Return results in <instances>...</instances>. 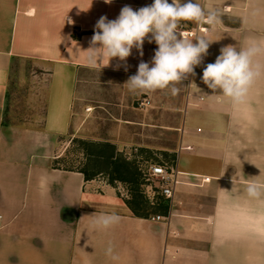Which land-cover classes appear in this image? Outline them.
<instances>
[{
	"label": "crops",
	"instance_id": "obj_1",
	"mask_svg": "<svg viewBox=\"0 0 264 264\" xmlns=\"http://www.w3.org/2000/svg\"><path fill=\"white\" fill-rule=\"evenodd\" d=\"M153 2L0 0V264H264V197L245 190L252 180L264 183V76L242 104L213 95L201 80L221 47L264 41V0H197L217 10L220 22L210 28L181 21V30L197 32L188 39L215 42L195 75L176 85L175 96L170 89L133 94L124 85L141 61L151 66L158 45L147 38L143 56L133 48L126 62L88 61L101 16L114 20L125 5L137 10ZM18 60L48 66L45 134L71 133L76 105L89 108L95 100L93 106L118 113L114 121L132 128V144L171 158L182 173L168 214L161 213L168 221L134 214L117 188L88 179L83 168L2 153L8 85ZM256 62L264 64V56ZM141 95L151 105L144 111L131 106L133 116L124 117L122 106ZM113 212L119 223L93 226L92 215Z\"/></svg>",
	"mask_w": 264,
	"mask_h": 264
},
{
	"label": "clouds",
	"instance_id": "obj_2",
	"mask_svg": "<svg viewBox=\"0 0 264 264\" xmlns=\"http://www.w3.org/2000/svg\"><path fill=\"white\" fill-rule=\"evenodd\" d=\"M104 2L110 4L112 0ZM181 21L206 23L210 28L220 22L217 10L206 9L197 0H172L171 3L169 0H154L151 5L137 10L125 5L114 20L101 16L96 22L90 47L86 50L88 61L95 64L98 60H107L105 66L113 58L126 62L133 48L143 56V44L147 38L149 43L158 45L151 66L141 61L137 73L124 85L133 94L170 89L171 95H178L180 88L176 85L189 75H195V67L203 63L210 45L215 42L206 36H197L193 38L196 43H193V39H188L182 32ZM68 23L73 21L69 19ZM260 56H264V41H251L240 49L233 45L221 47L215 62L204 67L201 80L213 95L219 94L233 104H242L257 79L264 76V64L256 62ZM245 190L251 198L264 197V183L252 180ZM92 216L95 217V228H108L121 219L115 212ZM107 253H112L111 244Z\"/></svg>",
	"mask_w": 264,
	"mask_h": 264
},
{
	"label": "rangeland",
	"instance_id": "obj_3",
	"mask_svg": "<svg viewBox=\"0 0 264 264\" xmlns=\"http://www.w3.org/2000/svg\"><path fill=\"white\" fill-rule=\"evenodd\" d=\"M47 68L48 66L42 63L30 60H18L12 64L5 105L2 135L4 151L2 153L11 158H19L24 155L25 157L44 159L56 166L85 168L95 178L104 179L108 184L117 188L118 194L123 198L129 199L132 185L122 180H112L111 173L100 171L103 165L87 155L82 143V141H109L116 144L119 156L130 161L137 169L139 189L142 195L147 197L144 191V174L148 165L157 162L172 164L171 158L160 156L159 153L162 152L160 150L149 148L148 152H145L141 150L142 146L132 144V128L128 127L125 122L114 121L111 115L114 116L118 113L111 112V110L109 112L102 111L93 106L97 104L94 99V101H88L91 104L88 105L91 106L89 108L76 105L79 114L72 125L71 133L54 136L45 134L44 118L50 77ZM142 97L145 95L138 96L133 100V103L126 101L125 106H122L124 117L129 114L133 116L131 106L138 107L136 100ZM114 100L116 99L113 98V103ZM138 108L144 111L148 107ZM59 154H62L61 158H56L55 156ZM159 157L162 161H157ZM261 172L264 173V170ZM150 207L151 210H155V206Z\"/></svg>",
	"mask_w": 264,
	"mask_h": 264
},
{
	"label": "trees",
	"instance_id": "obj_4",
	"mask_svg": "<svg viewBox=\"0 0 264 264\" xmlns=\"http://www.w3.org/2000/svg\"><path fill=\"white\" fill-rule=\"evenodd\" d=\"M74 37H78L74 34ZM84 150L90 158L100 163L102 170L111 173L112 180H122L130 183L131 197L127 199V203L133 213L138 216L150 217L154 214L166 213L170 209V202L163 196L158 195L154 202H151L147 197L142 195L138 180V171L133 164L127 159L119 156L116 145L111 142H86ZM88 179L94 178V175L89 173L85 168L82 169ZM99 171V172H100ZM150 206H155V210H151Z\"/></svg>",
	"mask_w": 264,
	"mask_h": 264
},
{
	"label": "built area",
	"instance_id": "obj_5",
	"mask_svg": "<svg viewBox=\"0 0 264 264\" xmlns=\"http://www.w3.org/2000/svg\"><path fill=\"white\" fill-rule=\"evenodd\" d=\"M205 27H199V31H205ZM185 36L194 37L197 35L196 31L182 30ZM138 107H148L151 100L148 97H142L136 100ZM182 172L175 164H168L167 162L150 163L144 174V191L147 197L154 202L157 195L163 196L169 200L172 205L177 186L181 183L180 174ZM205 181L209 178L205 177ZM153 221H168V216L155 214L151 216Z\"/></svg>",
	"mask_w": 264,
	"mask_h": 264
}]
</instances>
